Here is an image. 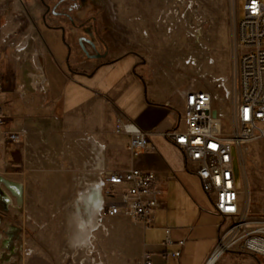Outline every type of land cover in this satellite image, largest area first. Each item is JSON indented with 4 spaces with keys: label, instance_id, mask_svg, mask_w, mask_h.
I'll return each mask as SVG.
<instances>
[{
    "label": "rangeland",
    "instance_id": "obj_1",
    "mask_svg": "<svg viewBox=\"0 0 264 264\" xmlns=\"http://www.w3.org/2000/svg\"><path fill=\"white\" fill-rule=\"evenodd\" d=\"M97 3L107 16L106 32L115 34L111 43L120 44L122 52L132 49L142 54L163 84L182 92L189 88L210 91L214 106L227 117L232 115L239 100L242 50L237 30L239 15L243 17L242 1ZM40 9L37 0H0V75L6 80L18 82L24 69L40 73L35 62L43 47L37 25ZM48 73L51 75L49 68ZM41 134L33 146H25L22 165L5 170L10 179L24 184L25 193L20 198L23 207L19 215L13 218L11 213L3 218L15 221L13 225L19 229L15 233L0 229L5 237H13L12 252L0 243V264H119L121 241L128 226L114 224L112 217L101 220L99 216L102 226L94 233L92 251L71 242L76 233L72 202L79 190L97 180L93 162L97 152L90 143L76 140L63 146L51 144L41 139ZM30 157L31 164L26 162ZM242 157V206L248 208L249 216L260 217L264 215V139L250 142ZM19 169L24 171L22 175L11 173ZM226 253L225 258L234 260L218 264H246L243 251L231 248Z\"/></svg>",
    "mask_w": 264,
    "mask_h": 264
},
{
    "label": "crops",
    "instance_id": "obj_2",
    "mask_svg": "<svg viewBox=\"0 0 264 264\" xmlns=\"http://www.w3.org/2000/svg\"><path fill=\"white\" fill-rule=\"evenodd\" d=\"M39 35L43 47L35 62L40 73L24 69L18 82L3 76L0 99L5 129L25 128L32 146L39 133L48 143L63 146L88 132L106 146L104 159L109 169L139 168L158 174L157 185L164 191L163 206L154 212L150 229L123 215L112 217L114 224L128 226L121 241L119 264H142L144 252L152 254L155 264H206L218 243L222 218L212 212V198L203 190L194 167L187 165L181 148L162 133L183 127V92L161 83L138 52H122L120 44L111 43L115 34L102 32L110 43L111 56H120L116 61L93 72L96 63L82 66L80 56L75 54L73 67L86 74L69 70L61 49L55 43L50 48L44 34ZM119 117L152 130V146L136 154L130 147V137L117 132ZM25 151L21 143L0 142V173L8 166H21ZM101 160L102 155L98 162ZM165 228H170L172 243L165 242ZM244 253L246 264H259L255 256ZM225 255L217 261L234 260Z\"/></svg>",
    "mask_w": 264,
    "mask_h": 264
},
{
    "label": "built area",
    "instance_id": "obj_3",
    "mask_svg": "<svg viewBox=\"0 0 264 264\" xmlns=\"http://www.w3.org/2000/svg\"><path fill=\"white\" fill-rule=\"evenodd\" d=\"M240 1L244 5L237 30L242 50L239 100L232 115L227 117L221 108L214 106L210 91L189 88L183 92V127L162 132L181 148L187 165L194 167L203 190L212 198V212L222 218L218 224V243L206 264L218 250H222V256L231 248L252 254L259 264H264V215L249 216L248 208L242 206V153L250 142L264 139V0ZM2 91L3 76L0 75V93ZM2 106L0 99V142L30 146L25 128L18 131L5 129ZM117 132L130 137V147L136 154L152 146L153 131L144 130L133 121L119 117ZM76 141L90 143L96 152L98 147L102 155L101 163L93 161L94 175L103 191L101 220L123 215L140 223L144 229H150L154 212L163 206L164 191L157 185L158 174L139 168L109 169L104 159V144L88 132L82 133ZM26 162L33 163L32 157ZM165 232V242L172 243L170 228H165ZM175 254L178 256L180 252ZM142 264H155L150 252L143 253Z\"/></svg>",
    "mask_w": 264,
    "mask_h": 264
},
{
    "label": "flooded vegetation",
    "instance_id": "obj_4",
    "mask_svg": "<svg viewBox=\"0 0 264 264\" xmlns=\"http://www.w3.org/2000/svg\"><path fill=\"white\" fill-rule=\"evenodd\" d=\"M37 1L41 6L37 18L38 33L44 34L43 37L45 36L44 39L50 48L55 43L61 49L64 64L69 70L86 74L85 71L73 67L72 60H74L75 54L80 56L82 66L95 62L93 72L120 58V56H111L110 43L102 35V32H106L108 27L105 23L107 16L102 7L98 8L97 0ZM128 52L137 53L132 49ZM138 54L141 61L146 62L144 56L139 52ZM6 173L8 172L0 173V229L6 233H15L19 226L13 224L17 223L12 220L3 221V218L11 213L13 218H16L19 215L18 210L22 209L23 205H19L21 197L16 196L10 188L9 181L15 180L10 179ZM11 173L22 175L24 171L19 169ZM2 224H4V228H2ZM12 242L13 237H5L0 230L1 246L10 250Z\"/></svg>",
    "mask_w": 264,
    "mask_h": 264
},
{
    "label": "bare ground",
    "instance_id": "obj_5",
    "mask_svg": "<svg viewBox=\"0 0 264 264\" xmlns=\"http://www.w3.org/2000/svg\"><path fill=\"white\" fill-rule=\"evenodd\" d=\"M97 159H101L99 148L97 149ZM9 184L16 196L22 197L24 195L25 187L23 183L9 181ZM72 203L74 205L72 219L75 223L76 233L71 242L78 248L87 249L90 252L93 249L94 233L100 230L102 226V223L99 221V214L103 204L101 183L97 180L89 184L88 187L79 190ZM221 253L222 250H218L210 258L208 264H215ZM101 264L104 263L102 262Z\"/></svg>",
    "mask_w": 264,
    "mask_h": 264
},
{
    "label": "snow or ice",
    "instance_id": "obj_6",
    "mask_svg": "<svg viewBox=\"0 0 264 264\" xmlns=\"http://www.w3.org/2000/svg\"><path fill=\"white\" fill-rule=\"evenodd\" d=\"M245 115H246V117H247V110L245 111Z\"/></svg>",
    "mask_w": 264,
    "mask_h": 264
}]
</instances>
